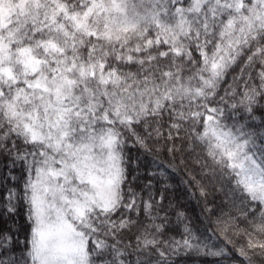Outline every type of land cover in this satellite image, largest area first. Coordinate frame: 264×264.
Masks as SVG:
<instances>
[{
	"label": "snow or ice",
	"instance_id": "6c2138e0",
	"mask_svg": "<svg viewBox=\"0 0 264 264\" xmlns=\"http://www.w3.org/2000/svg\"><path fill=\"white\" fill-rule=\"evenodd\" d=\"M192 256L264 264V0H0V264Z\"/></svg>",
	"mask_w": 264,
	"mask_h": 264
},
{
	"label": "trees",
	"instance_id": "16d2710c",
	"mask_svg": "<svg viewBox=\"0 0 264 264\" xmlns=\"http://www.w3.org/2000/svg\"><path fill=\"white\" fill-rule=\"evenodd\" d=\"M173 183L175 184L176 181H173ZM170 195L186 203V210L189 211L191 214L195 215L200 212V207L196 204L195 201L187 200L186 195L181 188H177L175 191L171 192ZM20 223L24 224L25 222L23 221V219H21ZM21 238L23 239V234L21 235ZM180 264H206V261H204L200 257L192 256L181 260Z\"/></svg>",
	"mask_w": 264,
	"mask_h": 264
}]
</instances>
